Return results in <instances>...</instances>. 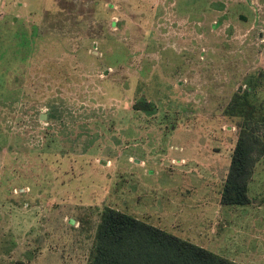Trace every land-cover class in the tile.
<instances>
[{"label":"rangeland","instance_id":"1","mask_svg":"<svg viewBox=\"0 0 264 264\" xmlns=\"http://www.w3.org/2000/svg\"><path fill=\"white\" fill-rule=\"evenodd\" d=\"M259 75L264 0H0V264H86L105 206L264 264V157L219 202Z\"/></svg>","mask_w":264,"mask_h":264},{"label":"trees","instance_id":"2","mask_svg":"<svg viewBox=\"0 0 264 264\" xmlns=\"http://www.w3.org/2000/svg\"><path fill=\"white\" fill-rule=\"evenodd\" d=\"M260 78V75L251 76L245 88L239 87L231 95L222 111V115L237 128L220 191L222 205L252 203L249 184L257 162L264 157V102L258 97ZM132 108L155 110L154 104L146 99L136 100ZM3 190L8 193L10 187L6 185ZM86 264L239 263L117 208L105 206L99 215Z\"/></svg>","mask_w":264,"mask_h":264}]
</instances>
